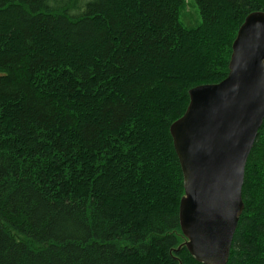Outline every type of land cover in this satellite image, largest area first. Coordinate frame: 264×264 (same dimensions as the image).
<instances>
[{"label":"trees","instance_id":"trees-1","mask_svg":"<svg viewBox=\"0 0 264 264\" xmlns=\"http://www.w3.org/2000/svg\"><path fill=\"white\" fill-rule=\"evenodd\" d=\"M193 7L0 0V264H199L169 128L264 0ZM241 198L226 264H264V120Z\"/></svg>","mask_w":264,"mask_h":264},{"label":"water","instance_id":"water-1","mask_svg":"<svg viewBox=\"0 0 264 264\" xmlns=\"http://www.w3.org/2000/svg\"><path fill=\"white\" fill-rule=\"evenodd\" d=\"M169 128L184 196L180 229L199 264H226L243 210L247 158L264 120V13L249 14L232 44L228 75L189 91Z\"/></svg>","mask_w":264,"mask_h":264},{"label":"rangeland","instance_id":"rangeland-1","mask_svg":"<svg viewBox=\"0 0 264 264\" xmlns=\"http://www.w3.org/2000/svg\"><path fill=\"white\" fill-rule=\"evenodd\" d=\"M185 4H186V8L184 10L185 14H194L193 11H194V7H193V0H185ZM180 22L186 26V21L183 17V14L181 15L180 17Z\"/></svg>","mask_w":264,"mask_h":264},{"label":"bare ground","instance_id":"bare-ground-1","mask_svg":"<svg viewBox=\"0 0 264 264\" xmlns=\"http://www.w3.org/2000/svg\"><path fill=\"white\" fill-rule=\"evenodd\" d=\"M245 19H246V18H245ZM244 21H245V20H244ZM243 23H244V22H243ZM243 23H242V24H243ZM240 27H241V26H240ZM238 30H239V29H238ZM234 39H235V38H234ZM232 44H233V43H232ZM231 49H232V48H231ZM227 75H228V74H227ZM226 77H227V76H226ZM226 77H225V78H226ZM225 78H224V79H225ZM220 82H221V81H220ZM218 83H219V82H218ZM190 90H191V89H190ZM190 90H189V91H190ZM185 110H186V109H185ZM173 123H174V122H173ZM171 140H172V139H171Z\"/></svg>","mask_w":264,"mask_h":264}]
</instances>
